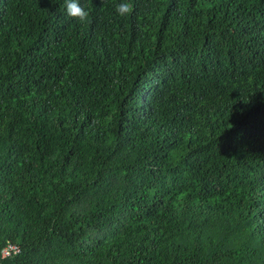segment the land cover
I'll return each instance as SVG.
<instances>
[{"label": "trees", "instance_id": "1", "mask_svg": "<svg viewBox=\"0 0 264 264\" xmlns=\"http://www.w3.org/2000/svg\"><path fill=\"white\" fill-rule=\"evenodd\" d=\"M79 2L0 0V264H264V0Z\"/></svg>", "mask_w": 264, "mask_h": 264}, {"label": "clouds", "instance_id": "2", "mask_svg": "<svg viewBox=\"0 0 264 264\" xmlns=\"http://www.w3.org/2000/svg\"><path fill=\"white\" fill-rule=\"evenodd\" d=\"M133 11L129 3H119L116 5V12L121 17L131 14ZM65 12L68 16L77 19L80 23L88 20L89 12L81 6L79 0H65Z\"/></svg>", "mask_w": 264, "mask_h": 264}, {"label": "built area", "instance_id": "3", "mask_svg": "<svg viewBox=\"0 0 264 264\" xmlns=\"http://www.w3.org/2000/svg\"><path fill=\"white\" fill-rule=\"evenodd\" d=\"M20 253V247L16 244L9 243L3 250H2V257L3 258H10Z\"/></svg>", "mask_w": 264, "mask_h": 264}]
</instances>
